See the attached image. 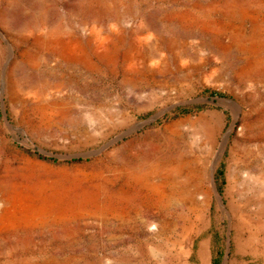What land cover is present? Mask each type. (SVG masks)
<instances>
[{
  "label": "rangeland",
  "instance_id": "rangeland-1",
  "mask_svg": "<svg viewBox=\"0 0 264 264\" xmlns=\"http://www.w3.org/2000/svg\"><path fill=\"white\" fill-rule=\"evenodd\" d=\"M214 260L264 264V0H0V264Z\"/></svg>",
  "mask_w": 264,
  "mask_h": 264
},
{
  "label": "trees",
  "instance_id": "trees-1",
  "mask_svg": "<svg viewBox=\"0 0 264 264\" xmlns=\"http://www.w3.org/2000/svg\"><path fill=\"white\" fill-rule=\"evenodd\" d=\"M203 107L204 106H202V105H192V106H185V107L178 108V110H179V112H182V113H189L192 110L201 109ZM214 180H215V184H216V190L220 194L222 185L224 183L223 165H221L220 168L215 173ZM212 264H218V261L214 260L212 262Z\"/></svg>",
  "mask_w": 264,
  "mask_h": 264
},
{
  "label": "water",
  "instance_id": "water-1",
  "mask_svg": "<svg viewBox=\"0 0 264 264\" xmlns=\"http://www.w3.org/2000/svg\"><path fill=\"white\" fill-rule=\"evenodd\" d=\"M226 136H227V134H225V136L223 137V140H222V145H224V143H225Z\"/></svg>",
  "mask_w": 264,
  "mask_h": 264
}]
</instances>
